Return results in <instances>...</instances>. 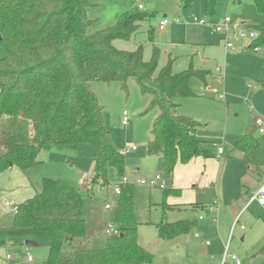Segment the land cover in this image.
Segmentation results:
<instances>
[{
    "label": "trees",
    "instance_id": "1",
    "mask_svg": "<svg viewBox=\"0 0 264 264\" xmlns=\"http://www.w3.org/2000/svg\"><path fill=\"white\" fill-rule=\"evenodd\" d=\"M193 1L179 0V4L187 8ZM217 2L204 0L208 15H214ZM99 4V0H0V144L4 146L0 172L13 165L26 171L45 147L89 144L95 148V169L84 188L44 177L39 191L14 214L13 229L52 234L41 264H150L152 259L138 243L132 183L120 185L115 199L111 221L120 233L108 236L102 248L79 246L86 234L85 207L95 187L109 184V167L118 176L125 174L124 154L109 140L103 106L91 89L93 81H118L127 90L128 80L135 79L140 91L151 96L148 108L157 106L147 154L161 157L169 180L162 189L163 209L174 208L166 198L180 193L170 183L176 164L216 156L209 143L196 135L201 124L180 114L175 100L194 95L193 78L206 87L210 71L189 68L174 73L170 61L156 71L159 49L155 44L149 61L143 59L141 45L134 51L115 48L114 39L130 38L149 15L134 9L113 26L95 28L89 10ZM252 4L264 15V0H252ZM248 28L258 33L255 43L263 46L264 21ZM154 32L153 27L148 29L151 42ZM259 83L264 85V74ZM258 147L251 133L232 145L240 159L252 166L259 163L254 157ZM189 206L196 208L198 203ZM193 225L195 221L163 220L157 229L161 237L174 238L188 233Z\"/></svg>",
    "mask_w": 264,
    "mask_h": 264
},
{
    "label": "rangeland",
    "instance_id": "2",
    "mask_svg": "<svg viewBox=\"0 0 264 264\" xmlns=\"http://www.w3.org/2000/svg\"><path fill=\"white\" fill-rule=\"evenodd\" d=\"M99 3L89 10V18L94 20L95 28L115 25L120 16L130 10H137L138 3L143 7L139 10L149 15L139 22L137 31L130 38L114 39L112 44L115 48L134 51L141 45L143 59L149 61L155 44L159 49L156 71L170 61L174 73L189 68H203L211 73L207 87L198 79L190 80L195 96L175 98L179 104L177 111L201 124L196 132L197 137L208 142L213 150L214 143L224 149V154L209 159L210 167H206V173L212 169L218 176L216 189L202 187L208 182L202 175L205 171L203 161L177 168L176 181L181 191L178 195L168 196L166 202L169 205L197 202L196 208L182 206L181 209H163L162 189L148 188L134 182L136 178L148 179L156 174L164 177L162 159L147 154V143L152 138L150 130L158 113L157 106L148 108L151 96L140 91L135 79L128 80L127 90L118 81H93L91 84L92 91L104 109L109 140L118 151L123 152L124 173L135 184L133 211L137 239L151 253L150 264H235L230 259L231 253L237 256L240 264H264V208L258 202H252L239 214V221L230 230L232 205H240V208L244 205L241 193L248 190L246 196L250 198L252 191L246 186L250 185L258 172L264 171V134L258 132L255 123L256 119L264 118V85L259 83L264 74V45L260 46L259 51H253L248 47L252 44L251 40L239 41L236 49L227 53L224 42L212 31L209 23L203 26V37L198 29L193 31L201 37V41H190L185 35V27H198L199 24L192 20L194 17L211 22L229 16L234 22L250 27L264 21V15L256 11L252 0H241L240 3L218 0L214 15L206 13L204 0H194L187 8L182 7L179 0H99ZM178 13L180 16L176 15ZM164 17L170 23L165 29L159 30L158 22ZM176 17L180 22H174ZM151 27H155L154 43L149 40L147 33ZM2 56L0 48V58ZM217 66L222 69L223 80L217 78ZM123 111H127L130 118L127 125L121 121ZM247 133L260 142L254 153L260 164L248 165V171L247 164L238 160L240 152L232 149L233 143ZM54 146L45 147L46 152L38 156L42 162L26 173L37 189L44 177L63 179L74 186H79L78 180L83 174L89 180L95 169L94 146ZM131 146H135V149L126 151ZM108 175L110 178L115 175L111 167ZM16 179L17 176H14L13 181ZM164 179L167 187L169 180ZM115 180H118L116 175ZM112 188V182L103 189L95 187L93 197L88 199L85 207L86 234L79 246L102 248L105 245L108 237L105 228L112 219L114 207L108 211L104 205L115 202ZM199 216L203 218L199 219ZM13 217L7 213L0 216V243L5 240L11 244L9 247H0L3 249L0 260L6 264H41L47 257L52 234L31 229L12 231L5 225L10 220L12 222ZM163 220L197 222L186 234L163 238L157 229V224ZM241 225L244 228L241 229ZM17 240L20 245L13 243ZM27 242L33 245L29 246ZM28 253L33 259L30 262L26 260ZM6 254L12 259L7 260ZM14 256L19 257L21 262H17Z\"/></svg>",
    "mask_w": 264,
    "mask_h": 264
},
{
    "label": "crops",
    "instance_id": "3",
    "mask_svg": "<svg viewBox=\"0 0 264 264\" xmlns=\"http://www.w3.org/2000/svg\"><path fill=\"white\" fill-rule=\"evenodd\" d=\"M143 8V7H142ZM177 16H180V14L178 13V14H176ZM175 22V21H174ZM154 29H155V27H154ZM198 29V32H200L201 33V37H203L204 36V30H203V26H201V25H198V27L196 26H193V25H191V26H188V27H185V35H186V38L187 39H189L190 41H201V37H199V36H196L195 35V33H193V31H195V30H197ZM216 34V33H215ZM218 35V34H217ZM219 36V35H218ZM194 38V39H193ZM219 39L223 42V40H222V38L219 36ZM225 47V46H224ZM225 50H226V52L227 53H230L232 50H227L226 48H225ZM217 67H220V66H217ZM216 67V68H217ZM221 68V67H220ZM203 69V68H202ZM222 70V69H221ZM219 73V72H218ZM211 74V73H210ZM219 74H221V71H220V73ZM218 74V75H219ZM221 76H222V74H221ZM217 78H218V76H217ZM221 80H223V76H222V78H221ZM208 84H209V81H208ZM208 86V85H207ZM206 86V87H207ZM196 94H194V95H192V96H195ZM260 134H264V132L263 133H260ZM217 144V143H216ZM259 145H260V142H259ZM55 146H51V148H54ZM217 145H215L214 146V148H215V151H216V156L218 155L217 154ZM46 149L47 148H42L40 151H39V153L37 154V157H36V161H37V163L34 165V166H32L31 168H33V167H35V166H37L38 164H40L41 162H42V160H39L38 159V156L40 155V154H42V152H46ZM4 150V146H2L1 144H0V152L1 151H3ZM44 150V151H43ZM256 151V150H255ZM50 152V151H49ZM255 153V152H254ZM224 154V149H223V152L221 153V155H223ZM240 153H239V155H238V160H240V161H242L241 159H240ZM215 156V157H216ZM158 158H160L161 159V157L160 156H157ZM255 157V156H254ZM200 158H202V159H200ZM256 158V157H255ZM209 159H211V158H203V157H196V158H193V159H191L188 163H186V164H181V163H177L176 164V166H175V169H174V172H173V176H172V179H171V181H170V183H171V186L173 187V188H178V189H180L179 187H180V185L178 184V182L176 181V171H177V168H181V166H189V164H191L192 162L195 164L196 162H204V166H205V171L202 173V175H204L206 178H207V183H204L203 185H202V187H204V185H208V187H204L205 189H207V188H213V189H216V178H218V176H217V174L215 173H213L212 172V169H210L207 173H206V167H210V161H209ZM257 159V158H256ZM199 160H201V161H199ZM257 161H258V159H257ZM259 162V161H258ZM258 164H260V163H258ZM212 166V165H211ZM254 166V165H253ZM31 168H29V169H31ZM247 168H249V166L247 165V167H246V169ZM29 169H27L26 171H22L20 168H18L17 166H10L8 169H6V170H4L3 172H0V216L2 217V216H4L5 215V213H7V214H12L13 216H14V212L11 210V206H19L23 201H25L26 199H28V198H30V197H32L33 195H35L38 191H39V189H40V186H39V188L37 189L33 184H32V182L30 181V179H29V176L26 174L27 172H28V170ZM109 169V168H108ZM111 169H112V173L114 174L115 173V175L118 177V180H115V175H112L111 176V178L109 177V175H108V172H107V178H108V182L109 183H117L118 181H119V179H120V177L121 176H118V174L116 173V171H115V169L113 168V167H111ZM237 169H242V167H240V168H238L237 167ZM179 170V169H178ZM136 171H138V169H136ZM247 171H248V169H247ZM264 174V171L261 173V172H258L257 174H256V178L255 179H253L252 181H251V183H250V185L249 186H246L248 189H249V191H255V189H257L258 188V186H259V184H260V180H261V177H262V175ZM84 175V174H83ZM83 175H81L80 176V178H79V180H78V184H79V187L81 186V187H83L84 185H86V183H87V181H86V183H82L81 184V182H82V180H81V177L83 176ZM125 175V174H124ZM14 176H17V179L15 180V181H13V177ZM13 182H15V183H13ZM135 185V184H134ZM102 186H106V185H102ZM102 186H100V187H102ZM106 191L108 192L109 191V189L108 188H106ZM181 191V190H180ZM247 191L248 190H244L242 193H241V196H242V200L244 201V205L240 208V205L238 206V205H232V212H233V216H232V218H231V221H230V225H231V227H230V225H229V227H230V230H231V228H232V226H233V223H234V221H235V219H236V217H239V214L241 215L242 214V212H244L246 209H247V207L249 206H245L246 205V203H245V197H247L246 196V193H247ZM6 201H8V202H10L12 205L11 206H7L6 204H5V202ZM254 202V201H253ZM192 203H194V202H192ZM191 203V201L190 202H183V203H176V206L174 205V208H172V209H175V208H178V209H181V207L182 206H184L183 208H185V206H189V204H192ZM234 203H236V202H234ZM238 203V202H237ZM252 203V202H251ZM250 203V204H251ZM200 204V203H199ZM203 206V205H202ZM189 207H191V206H189ZM236 207V208H235ZM246 207V208H245ZM263 207V206H262ZM240 208V209H239ZM264 208V207H263ZM244 209V210H243ZM200 217V216H199ZM12 218V217H11ZM200 219V218H199ZM202 219V218H201ZM239 221V220H238ZM197 222V221H196ZM196 222H195V224H196ZM7 223H9V224H7V225H5L6 227H8V229H10V230H18V229H13V227H12V225H13V219H12V222H11V220H10V222L8 221ZM236 225H234V227H235ZM233 227V228H234ZM227 228V227H226ZM198 235V234H197ZM195 236H196V234H195ZM198 237V236H197ZM13 243H17V244H19L20 245V242H19V240H17V241H14ZM9 244H10V242H9ZM8 244V242H6L5 240H3L1 243H0V247H5V246H7V247H9L10 245ZM3 251V249H1L0 248V253ZM27 252H28V250H27ZM23 257V256H22ZM22 257H21V259H22ZM7 260H11L12 258L11 257H9V254H6V257H5ZM14 258H15V256H14ZM24 260H25V258H23ZM15 260L18 262V261H20V258L19 257H16L15 258ZM27 260V259H26ZM33 260V259H32ZM28 261V260H27ZM21 262V261H20ZM235 263V262H234ZM0 264H6L4 261L2 262L1 260H0Z\"/></svg>",
    "mask_w": 264,
    "mask_h": 264
},
{
    "label": "built area",
    "instance_id": "4",
    "mask_svg": "<svg viewBox=\"0 0 264 264\" xmlns=\"http://www.w3.org/2000/svg\"><path fill=\"white\" fill-rule=\"evenodd\" d=\"M137 8L138 9H142V5L140 3L137 4ZM194 22L198 23L201 26H204L206 23L210 24V27L212 29V31L216 34H218L225 45V48L227 50H235L236 49V44L239 41H245V40H251L252 44L249 45V48H252L253 51H259L260 50V46L257 45L255 43V39L258 37V33L253 30L250 29L248 27H244L243 24L244 23H238V22H234L229 16H225L224 18H222V20L219 21H206V19H196L195 17L192 19ZM175 22H180L179 18L176 17ZM170 23V21L164 17L162 19L159 20L157 28L159 30H163L165 29V27ZM216 70L220 73L221 68L217 67ZM222 76L221 74L218 75V79L221 80ZM129 116H128V112L127 111H123L122 112V116H121V121L123 125H127L129 123ZM257 128H258V132L259 133H263L264 132V118L262 119H256L255 121ZM217 145V144H215ZM217 154L221 155V153L223 152V147L221 145H217ZM135 146H131V147H127L126 151L129 150H134ZM122 152V151H121ZM123 153V152H122ZM88 176L87 175H83L81 177V184L82 183H86V181H88V179H86ZM135 184H140V185H145L148 188H160V189H164L166 187V182L163 176L156 174L148 179H142V178H136L134 180ZM132 182L129 181V178H127L126 175H122L119 179V181L117 183L113 184V188H112V193L115 197L118 196V194L121 191V187L120 185H124V184H131ZM134 184V183H132ZM104 186L101 187V189H103ZM204 187H208V185H204ZM253 201L258 202L261 206L264 207V174L261 177L260 180V184L258 186V188L252 192L251 197L247 198L245 197V203H246V207ZM114 201L110 202V203H106L104 205L106 210H111L113 209L115 202ZM5 204L7 206H11L12 204L8 201L5 202ZM245 207V208H246ZM11 210L16 213L18 211V206H11ZM244 210V209H243ZM200 219L203 218L202 216L199 217ZM238 222V217H236L232 229L234 227V225H236V223ZM240 228H244L243 225L240 226ZM231 229V230H232ZM105 232L108 236H113V235H117L120 233L119 228L110 220V222L107 223L106 228H105ZM196 236H198L196 234ZM225 258V255H224ZM230 259L232 261L235 262V264H240L239 259L237 258V256L233 253L230 254ZM27 260L30 262L32 261V256L28 253L27 254ZM224 261V259H223ZM225 262H223L224 264Z\"/></svg>",
    "mask_w": 264,
    "mask_h": 264
},
{
    "label": "water",
    "instance_id": "5",
    "mask_svg": "<svg viewBox=\"0 0 264 264\" xmlns=\"http://www.w3.org/2000/svg\"><path fill=\"white\" fill-rule=\"evenodd\" d=\"M26 244H27V245H29V246H30V245H33V244H32V243H30V242H27Z\"/></svg>",
    "mask_w": 264,
    "mask_h": 264
}]
</instances>
